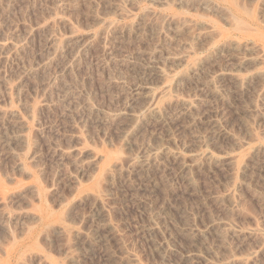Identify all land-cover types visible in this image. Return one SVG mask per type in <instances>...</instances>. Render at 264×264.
Wrapping results in <instances>:
<instances>
[{"label": "rangeland", "instance_id": "obj_1", "mask_svg": "<svg viewBox=\"0 0 264 264\" xmlns=\"http://www.w3.org/2000/svg\"><path fill=\"white\" fill-rule=\"evenodd\" d=\"M0 42V264H264V0H0Z\"/></svg>", "mask_w": 264, "mask_h": 264}, {"label": "bare ground", "instance_id": "obj_2", "mask_svg": "<svg viewBox=\"0 0 264 264\" xmlns=\"http://www.w3.org/2000/svg\"><path fill=\"white\" fill-rule=\"evenodd\" d=\"M78 38L72 34L69 37L62 39V40H53L52 45L50 48L54 49L55 52L59 51L62 46H68L78 43ZM14 48H12L13 50ZM6 50H10V46L6 42H0V53L5 52ZM15 55H17L18 49H14ZM36 73L35 69H27L26 75H32ZM237 79V76L231 75ZM181 105L184 107L185 110H188L193 107V103L191 102H182ZM157 109H151L149 110V114L157 113ZM0 119H6L8 122V125L15 130V134L12 136V138L9 139L11 144H16L21 147L26 146L28 137L26 135V130L28 128V122L19 114V112L13 108L9 109H2L0 108ZM264 153V150H260ZM65 155H68V153H64ZM13 157L16 159V166L22 168V160H21V154L16 153L13 154Z\"/></svg>", "mask_w": 264, "mask_h": 264}]
</instances>
